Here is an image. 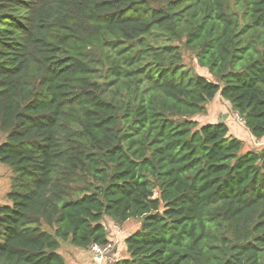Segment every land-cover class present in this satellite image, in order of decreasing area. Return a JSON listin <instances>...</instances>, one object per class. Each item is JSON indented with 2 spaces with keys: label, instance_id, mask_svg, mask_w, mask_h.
<instances>
[{
  "label": "trees",
  "instance_id": "trees-1",
  "mask_svg": "<svg viewBox=\"0 0 264 264\" xmlns=\"http://www.w3.org/2000/svg\"><path fill=\"white\" fill-rule=\"evenodd\" d=\"M231 1L0 0V264L132 219L113 264H264V146L233 135L264 139V0ZM217 96L233 134L194 120Z\"/></svg>",
  "mask_w": 264,
  "mask_h": 264
},
{
  "label": "rangeland",
  "instance_id": "rangeland-1",
  "mask_svg": "<svg viewBox=\"0 0 264 264\" xmlns=\"http://www.w3.org/2000/svg\"><path fill=\"white\" fill-rule=\"evenodd\" d=\"M231 5L232 6L234 5V0L231 1ZM184 42L185 41L175 42V43L176 45H180L181 47V51L184 58L185 69L188 71L191 70V72L194 75H205L211 78L209 71L207 69L202 68L199 65L196 55L194 53L185 50L183 46ZM226 115L227 118L224 117ZM194 120L198 121L200 125L207 123H214V122L219 123L222 120L223 122L228 124V126L230 127V133L232 134L234 133L233 126L234 128H236L235 124L237 123L240 124L241 121L240 117L234 111L231 110L228 103H226L220 96H217L215 100H213L210 104H208L207 114L197 115L194 118ZM236 130H238L237 131L238 135H241L242 139L246 141L248 145H253V146L255 145L256 140H254L252 137L250 138V136L246 137V134H244L246 130L244 126L240 125L238 128H236ZM4 139H5V135L0 133V143L3 142ZM249 150L250 148L248 149L245 147L243 152L245 153ZM13 176L14 174L12 170L8 166L0 163V205L7 203L6 195L11 188V179L13 178ZM157 196H159V194H157ZM105 225L110 232V236H112L113 239V243H111V249L109 251V256L113 258L112 261H114V257H115V261H116V259H118L117 257L122 256L118 252V249L124 246V241H123L124 237L127 238L132 232H135L140 227V220L132 219L122 226L111 220H106ZM120 237L123 238L121 243L118 242V239H120ZM100 251H101L100 255H102L103 250L101 249ZM76 252L77 250H75V248H73V246H71L69 242L61 243V248L59 253L65 258L67 264H75L73 263L72 259ZM88 254L90 255L92 262L94 264H97L93 260L92 253L89 251ZM126 255H127V247H126ZM126 255H124L122 258L126 257Z\"/></svg>",
  "mask_w": 264,
  "mask_h": 264
},
{
  "label": "crops",
  "instance_id": "crops-1",
  "mask_svg": "<svg viewBox=\"0 0 264 264\" xmlns=\"http://www.w3.org/2000/svg\"><path fill=\"white\" fill-rule=\"evenodd\" d=\"M246 136L249 134V133H245ZM235 135L236 137H239L238 134H233ZM250 136V135H249ZM251 138V137H250ZM257 142L259 143H255L254 147L255 146H264V139L263 140H256ZM118 239V238H117ZM123 238L120 237V239H118V242L121 243ZM125 239L126 237H124L123 241H124V246L123 247H120L119 245V249H118V252L122 255L121 258L126 254L125 253V250H126V244H125ZM76 250V249H75ZM89 251H78L75 253V255L73 256V263L75 264H94L90 258V255L88 254ZM120 258V256H119Z\"/></svg>",
  "mask_w": 264,
  "mask_h": 264
},
{
  "label": "built area",
  "instance_id": "built-area-1",
  "mask_svg": "<svg viewBox=\"0 0 264 264\" xmlns=\"http://www.w3.org/2000/svg\"><path fill=\"white\" fill-rule=\"evenodd\" d=\"M103 250L102 255H100L101 251ZM111 249V244L106 245V246H100V245H93L90 248V252L93 255V260L97 264H113L115 262V257L114 261H112V257L109 256V251Z\"/></svg>",
  "mask_w": 264,
  "mask_h": 264
},
{
  "label": "water",
  "instance_id": "water-1",
  "mask_svg": "<svg viewBox=\"0 0 264 264\" xmlns=\"http://www.w3.org/2000/svg\"><path fill=\"white\" fill-rule=\"evenodd\" d=\"M225 118H227V115L226 116H224ZM219 123H223V121L221 120Z\"/></svg>",
  "mask_w": 264,
  "mask_h": 264
}]
</instances>
